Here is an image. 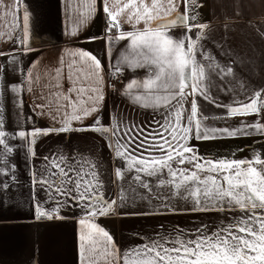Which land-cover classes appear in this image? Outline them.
<instances>
[{"label":"snow or ice","instance_id":"6c2138e0","mask_svg":"<svg viewBox=\"0 0 264 264\" xmlns=\"http://www.w3.org/2000/svg\"><path fill=\"white\" fill-rule=\"evenodd\" d=\"M64 4L66 16L76 18L68 33L73 37L103 12V34L88 39L104 42L105 58L75 48L65 50L55 66H45L37 58L25 68L15 49L0 51V58L8 56L7 64L18 74L15 82L8 81V68L0 63V192L10 190L17 179L13 159L19 144L25 163L32 161L29 199L34 218L64 219L66 208L82 214L77 264H264V150L245 145L236 149L250 152L243 158L235 153L206 156L192 143L225 138L264 141V88H250L236 77L232 65H222L207 49L210 25L201 20V0ZM30 22L25 0H0V42L31 53ZM181 29L176 35L174 30ZM129 70L144 74L129 78ZM109 87L132 106L158 113L154 126L144 128L112 113L104 123ZM25 97L30 115L25 114ZM9 106L23 118L22 123L14 121L17 127H9ZM39 119L46 126H38ZM87 131L105 141L117 164V182L128 184L114 199L104 191L93 159L64 152L38 157L43 137ZM37 159L42 167L32 171ZM137 200H155L159 214L216 213L221 219L187 231L160 225L162 231L146 241L121 248L98 219L116 215ZM124 214L157 213L153 209Z\"/></svg>","mask_w":264,"mask_h":264},{"label":"crops","instance_id":"0c3cea01","mask_svg":"<svg viewBox=\"0 0 264 264\" xmlns=\"http://www.w3.org/2000/svg\"><path fill=\"white\" fill-rule=\"evenodd\" d=\"M201 20L210 25L207 32L206 47L216 56L222 65L234 67L236 77L250 88H264V0H201ZM31 22L30 44L32 52L23 54V49L10 42H0V51L15 55L23 67L39 58L45 66H55L57 60L65 55V50L82 48L92 51L98 57L105 58L104 42L89 41V37L101 36L104 31L105 16L100 12L93 20L80 26L76 37L68 33L75 26V15L71 19L65 14L64 0H25ZM176 35L181 30H174ZM8 56L0 58V63L8 68L7 80L15 82L18 74L7 64ZM105 62H107L105 60ZM143 70L136 73L130 70L129 78L143 76ZM231 79V77L229 78ZM111 83V82H109ZM119 87V84L117 85ZM8 95V94H6ZM219 98L226 100L225 94ZM25 114L30 104L25 97ZM9 127H17L15 108L9 106ZM214 111H219L215 110ZM119 114L126 122L140 124L144 128L154 126L159 119L158 113L151 109L132 106L123 95H117L111 87L106 92V109L103 122H108V114ZM233 123V121H229ZM44 127L47 122L37 121ZM202 155L228 156L235 153L237 158L249 156V151L237 152V146L251 145L257 151L264 150V141L254 139H219L215 141H193ZM19 148V154L13 162L17 165L16 181L7 191L0 192V264H77L76 242L79 229L78 219L82 215L78 209L66 208L62 211L64 219L37 220L31 209L29 199L30 172L32 161L25 163V151ZM55 152H64L79 157L84 155L98 164L100 179L109 199H114L121 187L127 183L117 182L114 168L117 166L111 149L94 132H70L52 134L43 137L37 145L38 157ZM42 167L39 159L32 171ZM0 179H4L0 177ZM11 182V181H9ZM43 197V193L40 194ZM183 207V202H180ZM155 209L153 215H126L124 213L148 212ZM155 200H137L127 208L118 209L116 215L100 217L98 222L108 230L121 248H129L145 241L149 236L162 231L160 225L171 231L173 227L184 230L194 229L202 224L219 223L221 216L210 214H159ZM231 217L229 216L228 219Z\"/></svg>","mask_w":264,"mask_h":264},{"label":"rangeland","instance_id":"374dc122","mask_svg":"<svg viewBox=\"0 0 264 264\" xmlns=\"http://www.w3.org/2000/svg\"><path fill=\"white\" fill-rule=\"evenodd\" d=\"M105 26H106V25L104 24V28H105Z\"/></svg>","mask_w":264,"mask_h":264}]
</instances>
